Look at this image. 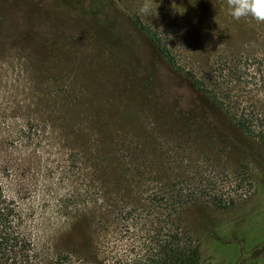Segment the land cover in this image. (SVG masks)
<instances>
[{
  "label": "rangeland",
  "instance_id": "obj_1",
  "mask_svg": "<svg viewBox=\"0 0 264 264\" xmlns=\"http://www.w3.org/2000/svg\"><path fill=\"white\" fill-rule=\"evenodd\" d=\"M0 182L52 253L78 224L98 245L130 238L146 195L181 185L201 263L248 264L264 245V22L228 0H0Z\"/></svg>",
  "mask_w": 264,
  "mask_h": 264
},
{
  "label": "trees",
  "instance_id": "obj_2",
  "mask_svg": "<svg viewBox=\"0 0 264 264\" xmlns=\"http://www.w3.org/2000/svg\"><path fill=\"white\" fill-rule=\"evenodd\" d=\"M159 48L164 56H169L165 48ZM169 60L173 62V58ZM194 85L215 106L227 107L215 88L199 79H195ZM226 110L231 112L229 108ZM232 117L241 132H251L247 119L238 115ZM184 192L185 188L180 185L170 193H148L145 197L149 204L147 212L136 207L137 218L124 223V232H128L130 238L120 235L113 239L112 233L98 245L88 239L90 229L78 224L66 232L61 240L62 248L52 253L50 245L43 244L40 229L26 221L23 211L6 197L0 182V264H48V257L52 258L50 264H202L200 244L182 225L178 206L183 202ZM122 213L131 215L128 210ZM248 264H264V245L248 253Z\"/></svg>",
  "mask_w": 264,
  "mask_h": 264
},
{
  "label": "clouds",
  "instance_id": "obj_3",
  "mask_svg": "<svg viewBox=\"0 0 264 264\" xmlns=\"http://www.w3.org/2000/svg\"><path fill=\"white\" fill-rule=\"evenodd\" d=\"M149 4L144 3L138 14H147ZM229 15L239 20L242 17H252L259 22H264V0H228Z\"/></svg>",
  "mask_w": 264,
  "mask_h": 264
}]
</instances>
